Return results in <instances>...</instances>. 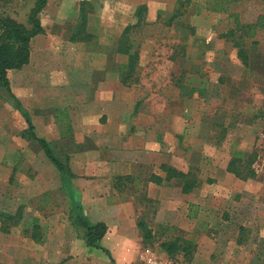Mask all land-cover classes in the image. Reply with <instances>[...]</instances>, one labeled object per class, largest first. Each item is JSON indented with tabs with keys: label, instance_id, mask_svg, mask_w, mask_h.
I'll return each mask as SVG.
<instances>
[{
	"label": "rangeland",
	"instance_id": "1",
	"mask_svg": "<svg viewBox=\"0 0 264 264\" xmlns=\"http://www.w3.org/2000/svg\"><path fill=\"white\" fill-rule=\"evenodd\" d=\"M80 1L47 0L38 15L44 32L32 38L28 62L9 70L10 90L0 89V264H139L145 247L168 264H264V0H87L91 38L72 41ZM34 2L0 0V15L29 25ZM142 3L144 22L130 32L140 55L138 79L117 95L135 119L141 110L142 120L169 128L174 135L169 149L181 154L183 167L190 165L199 184L189 192L180 191L178 180L159 187L165 196L160 224L156 202L146 200L135 177L126 182L120 196H134L136 207L124 230L131 233L141 221L151 237L133 236L110 251L100 241L97 247L86 244L78 213L86 216L72 201L65 172L37 141L21 137L27 122L19 111L39 114L63 98L69 102L67 82L78 76L85 79L81 95L87 102L93 93H107L88 82L118 75L128 55L116 51V42ZM230 29L234 33L225 35ZM105 81L113 90L111 77ZM234 141L253 155V177H237L225 167ZM48 144L67 167L68 154L55 149L54 140ZM132 169L141 181L153 170L138 162ZM34 224L42 237L36 242ZM178 234L190 240V250L166 254L160 243Z\"/></svg>",
	"mask_w": 264,
	"mask_h": 264
},
{
	"label": "crops",
	"instance_id": "2",
	"mask_svg": "<svg viewBox=\"0 0 264 264\" xmlns=\"http://www.w3.org/2000/svg\"><path fill=\"white\" fill-rule=\"evenodd\" d=\"M109 77L112 79L113 90L107 88L108 84L106 85L105 80H109ZM84 80L80 76L68 80L69 102L63 98L60 103L50 105L47 107L50 109L41 111L39 114L26 112V115L23 111H19V114L25 116V119L28 116L31 125L37 128L35 130L37 137L46 142L54 140L58 143L55 149L68 154L69 162L66 167L68 174L65 172L63 177L67 179L65 183L70 185L66 188H69L72 194V201L82 206L90 223L104 222L108 227L100 244L110 251L115 249L119 251L121 241L130 240L137 235L142 236V232L136 224L131 228V233L124 230L123 226L128 225L132 220L129 216L134 212L136 202L133 199L134 196H120L123 188H114L113 176L122 173L135 176L136 174L132 173V165L135 162L144 165L145 168L151 167L153 170L150 174L155 173L162 178L165 174L159 168L160 164L166 163L191 173L192 170L190 165L188 168L183 167L182 164L185 161L181 154H176L169 149L173 147L170 138L174 136L169 128L163 131L153 119L142 120L140 115L145 112L141 110L138 118L133 117L134 113L132 114L125 106L123 95H117V90L120 89L122 93L121 88L124 87L118 75L114 73L111 76V73H107L104 77L89 81L88 84L91 87L99 83L101 88L108 91L101 95L93 93L88 102L81 95V90L84 91ZM131 103H134L133 100ZM186 127L183 125L180 132ZM101 128L104 129L100 132ZM81 144L92 146L85 148ZM147 179L141 181L140 177H136L133 183L144 188L146 200L156 202L158 209L155 220L161 224L164 219L161 217L160 209L164 208L165 196L163 190L159 194V187L165 182L177 180L171 178L158 185ZM211 180L213 182V179ZM176 236L183 237L181 234ZM106 239H110L109 245H106ZM116 259L123 262L118 256Z\"/></svg>",
	"mask_w": 264,
	"mask_h": 264
},
{
	"label": "trees",
	"instance_id": "3",
	"mask_svg": "<svg viewBox=\"0 0 264 264\" xmlns=\"http://www.w3.org/2000/svg\"><path fill=\"white\" fill-rule=\"evenodd\" d=\"M46 3L47 0H35L28 13L29 25H25L12 17L0 15V89L4 88L10 90V79L8 76L9 70L18 69L28 62V54L30 53V42L32 38L44 32L38 15L46 6ZM90 5L91 4L87 0H81L79 2V19L75 25L76 30L70 35V40L88 41L91 38V35L86 31L87 14L89 12L87 7ZM146 10L147 7L144 3L136 6L134 10L136 20L134 22H128L123 27L116 42V51L128 55L127 60L123 63L122 67H119L118 69L119 80L123 85H129L131 82H136L138 79L135 72L140 55L136 49H132L130 32L144 22L143 17ZM176 15L177 9L168 17V23H171ZM187 27H189L191 31H194L193 26L188 25ZM230 33H234V29L228 30L225 35ZM237 53L241 57L240 60L242 64L246 65L247 56L241 47L238 48ZM21 110L26 114L24 109L21 108ZM26 120L27 127L22 130L20 134L21 137L37 141L44 150L46 157L52 161L58 170L68 174L66 166L54 155L53 151L49 148L48 142L35 135L32 130L33 126L28 120V116H26ZM234 144L235 141L231 143L230 157L226 164L227 169L233 172L237 177L243 179L253 177L256 174V170L250 166L253 160V155L251 153L245 155V152L242 149L235 147ZM159 168L164 171V177L162 178L155 173H151L147 179L148 181L160 185L163 181L176 178L180 183L181 192H188L195 185L199 184L197 177L190 171H183L166 163L160 164ZM133 177L136 178V176H132L130 173L116 174L113 176L112 184L114 188L121 189L126 182L133 181ZM207 180L208 182H212L211 179ZM17 213H19V211ZM3 214L8 217L13 216V213ZM78 218L84 229L86 244L91 247H97L108 227L104 222L90 223L81 213H78ZM137 225L140 227L144 240H148L151 237L150 228L141 221H138ZM37 226L38 225L34 224V232L31 234V238L35 242L40 241L42 238L40 234L37 233ZM160 247L166 254L173 255L179 250L184 253L189 251L191 248V242L181 236H175L172 239L160 243ZM103 250L107 252V250Z\"/></svg>",
	"mask_w": 264,
	"mask_h": 264
},
{
	"label": "built area",
	"instance_id": "4",
	"mask_svg": "<svg viewBox=\"0 0 264 264\" xmlns=\"http://www.w3.org/2000/svg\"><path fill=\"white\" fill-rule=\"evenodd\" d=\"M139 264H168L155 254L150 247H145L139 254Z\"/></svg>",
	"mask_w": 264,
	"mask_h": 264
}]
</instances>
